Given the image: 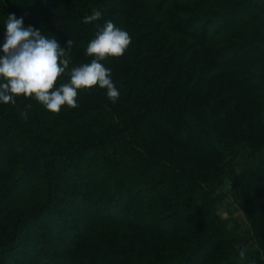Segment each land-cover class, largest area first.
<instances>
[{
  "label": "trees",
  "instance_id": "1",
  "mask_svg": "<svg viewBox=\"0 0 264 264\" xmlns=\"http://www.w3.org/2000/svg\"><path fill=\"white\" fill-rule=\"evenodd\" d=\"M10 13L71 39L70 66L105 19L132 39L104 61L115 103L0 104V264H264V2L0 0V38ZM226 179L249 235L218 212Z\"/></svg>",
  "mask_w": 264,
  "mask_h": 264
},
{
  "label": "clouds",
  "instance_id": "2",
  "mask_svg": "<svg viewBox=\"0 0 264 264\" xmlns=\"http://www.w3.org/2000/svg\"><path fill=\"white\" fill-rule=\"evenodd\" d=\"M100 10H94L83 18L85 23L98 21ZM0 38V104L16 103L18 95L31 97L42 106L58 112L62 105L77 106L78 90L99 86L113 103L120 90L112 78V69L104 63L109 56L122 55L131 42L127 29L111 19L96 24V31L88 40L85 55L90 61L70 66L69 50L73 44L68 39L65 45L41 28L26 25L24 17L8 14ZM61 77L62 82L56 83ZM66 77V79H65ZM26 105L21 116L28 118ZM241 264H248L246 249L239 250ZM255 264V261L251 262Z\"/></svg>",
  "mask_w": 264,
  "mask_h": 264
},
{
  "label": "rangeland",
  "instance_id": "3",
  "mask_svg": "<svg viewBox=\"0 0 264 264\" xmlns=\"http://www.w3.org/2000/svg\"><path fill=\"white\" fill-rule=\"evenodd\" d=\"M167 7H162L155 10L156 17L162 20L163 25L167 24ZM235 186L233 181L226 179L224 184L216 191V194L221 195L222 199L218 205V212L225 219L227 226L236 234L249 235L250 226L246 215L241 208L237 198L235 197ZM253 247V245H250Z\"/></svg>",
  "mask_w": 264,
  "mask_h": 264
},
{
  "label": "water",
  "instance_id": "4",
  "mask_svg": "<svg viewBox=\"0 0 264 264\" xmlns=\"http://www.w3.org/2000/svg\"><path fill=\"white\" fill-rule=\"evenodd\" d=\"M260 1L264 2V0H260Z\"/></svg>",
  "mask_w": 264,
  "mask_h": 264
}]
</instances>
